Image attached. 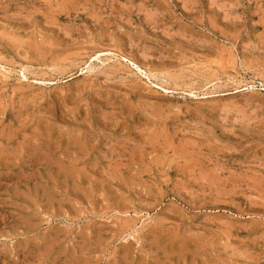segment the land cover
Instances as JSON below:
<instances>
[{"label":"rangeland","instance_id":"rangeland-1","mask_svg":"<svg viewBox=\"0 0 264 264\" xmlns=\"http://www.w3.org/2000/svg\"><path fill=\"white\" fill-rule=\"evenodd\" d=\"M0 264H264V0H0Z\"/></svg>","mask_w":264,"mask_h":264},{"label":"bare ground","instance_id":"bare-ground-1","mask_svg":"<svg viewBox=\"0 0 264 264\" xmlns=\"http://www.w3.org/2000/svg\"><path fill=\"white\" fill-rule=\"evenodd\" d=\"M98 58H99V57H98ZM131 63H132V62H131ZM92 67H93V66H92ZM135 69H137V68H135ZM140 69H141V68H140ZM92 71H93V70H92ZM90 72H91V71H90ZM141 72H142V71H141ZM141 72H140V73H141ZM138 73H139V72H138ZM83 75H84V73L81 74V76H83ZM87 75H88V74H87ZM89 75H90V74H89ZM150 77H151V76H150ZM158 85H159V84H158ZM160 85H161V84H160ZM160 85H159V86H160ZM159 86H158V87H159ZM161 86H162V85H161ZM246 90H249V89H244V91H246ZM235 93H239V91L236 90ZM223 94H224V93H223ZM227 94H228V93H227ZM191 95H195V94L192 93Z\"/></svg>","mask_w":264,"mask_h":264}]
</instances>
